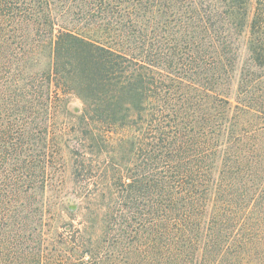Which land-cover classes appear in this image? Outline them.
<instances>
[{
  "label": "trees",
  "instance_id": "1",
  "mask_svg": "<svg viewBox=\"0 0 264 264\" xmlns=\"http://www.w3.org/2000/svg\"><path fill=\"white\" fill-rule=\"evenodd\" d=\"M0 264H264V0H0Z\"/></svg>",
  "mask_w": 264,
  "mask_h": 264
},
{
  "label": "rangeland",
  "instance_id": "2",
  "mask_svg": "<svg viewBox=\"0 0 264 264\" xmlns=\"http://www.w3.org/2000/svg\"><path fill=\"white\" fill-rule=\"evenodd\" d=\"M72 102H73L72 104H73L74 107L80 106V104H79V102L77 100H73Z\"/></svg>",
  "mask_w": 264,
  "mask_h": 264
}]
</instances>
